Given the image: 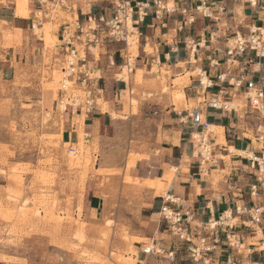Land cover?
<instances>
[{"label":"rangeland","instance_id":"rangeland-1","mask_svg":"<svg viewBox=\"0 0 264 264\" xmlns=\"http://www.w3.org/2000/svg\"><path fill=\"white\" fill-rule=\"evenodd\" d=\"M112 1H104L103 7L111 9ZM227 4L231 13L223 18L234 17L237 30L248 34L246 26L254 21L259 24L260 14L254 15L243 0H228ZM56 5L52 6L54 20L70 24L77 20L63 14L68 3L59 0ZM94 10L98 11L97 7ZM246 16H253V21ZM221 25L216 44L225 48L226 37L232 34L226 35L229 26L225 20ZM198 27L200 30L201 25ZM46 29L52 37L49 44ZM35 32L37 38L43 37L51 56L30 72L18 69L12 80L0 78V264H140L136 246L152 248L153 244L132 234L143 224L144 191L155 189V194L165 196L169 186L152 181L148 174H138L136 166L139 161L150 163L151 150L162 142L177 141L179 123L190 126L185 117L206 105L208 95L200 90L198 77L202 67L183 61L177 67L152 66L135 75L123 67L115 78L124 79L129 73L128 87H110L115 98L102 96L99 100L102 112H106L105 123L85 141L82 129L86 113L75 114L74 124L80 126L83 140L72 146L63 137L72 114L69 117L58 106L66 55L60 57L57 48L63 43L52 35L50 25L43 30L37 27ZM147 44L145 55L152 57L156 49L150 41ZM77 49L83 55L84 47L77 45ZM142 50L141 38L128 48L133 69ZM116 62L123 64V58ZM192 83L199 87L194 95L186 89ZM70 92L83 94L78 84L71 85ZM252 111L246 123L255 129L249 135L260 148L264 142L257 141V129L262 134L264 122L258 118L262 114ZM89 190L101 198L98 211L88 204ZM170 237V249H175L176 240ZM147 258L144 264H166L160 258ZM180 262L190 264L185 256Z\"/></svg>","mask_w":264,"mask_h":264},{"label":"crops","instance_id":"crops-1","mask_svg":"<svg viewBox=\"0 0 264 264\" xmlns=\"http://www.w3.org/2000/svg\"><path fill=\"white\" fill-rule=\"evenodd\" d=\"M104 1L106 0H61L62 4L68 3L65 8H62L63 14L71 19L77 17V20L70 24L67 20L56 21L52 16L54 12L52 6L57 7L56 3L59 0H44L42 2L32 0L31 4L28 5L26 17L16 15L15 0H9L6 3L0 0L1 80H12L20 68L30 72L32 68L41 67L44 65L46 58L51 56L45 47L43 37H36L33 26L43 30L44 26L50 25L53 30L52 35L57 37L60 43H63L61 35L67 25H74L78 20L80 23L85 24L86 17L89 14L110 11V7L107 9L103 7ZM93 7H97L98 11H93ZM229 13L231 11L228 6V12L225 15ZM246 17V19L252 21L254 19L253 16ZM224 20L226 25L229 26L226 35L227 33L229 35L233 34L236 31L235 28L237 29L236 24L234 25L232 22L234 17H230L228 20L220 18L218 22H214L198 16L192 30L182 33L176 31L177 23L174 18L169 19L165 24H160L148 18L137 29L141 35L143 50L148 45L147 42L150 41L156 49V54L149 57L142 50L141 58H136L132 74L135 75L138 70L143 71L152 68V66L170 68L184 64L183 61H189L188 63L194 62L200 65L211 78L224 73L237 76L239 74L237 64L235 66L226 65L223 62L226 59L224 55L225 48L223 45L217 46L216 44L221 37V24ZM229 22L231 25H229ZM255 23L256 21L253 22V24ZM199 25H201L200 30H198ZM206 35L208 37L205 39ZM169 36H173L171 41L168 40ZM138 41H140L139 38ZM102 42L94 46L93 53L88 52L85 45L80 42L76 46L84 47L83 55L80 52L79 54L81 58L85 59L86 69L91 73H98L101 78L100 81L93 82L94 88L102 89L103 87L105 89H102L100 98L103 99L105 96L106 99L113 100L115 95L111 93L110 87L113 89H117L119 85L128 87L127 79L117 81L115 76L118 71L122 73L129 51L126 50L125 46L119 49L122 44L109 41ZM192 42L198 45L194 52ZM63 45L57 48L60 57L65 55ZM97 50L98 52H96ZM192 56L194 57L193 62ZM118 57L123 58V64H117ZM213 59H220L222 61L221 66L212 67L210 61ZM241 66L243 65L241 64ZM261 74L264 77V65ZM212 83L214 86L206 91L208 100L213 99L217 103L232 104L231 107L217 109L207 108L204 105L205 108L203 109L205 122L212 127L213 131L211 134V148H213L215 156L221 160L215 165H208L209 170L205 174L193 154L195 149L191 143V125L186 126L180 122L179 139L175 142H162L157 149L151 150L150 163L139 161L136 166L138 174H148L152 181H161L163 186L168 185L169 188H166L165 196L155 194V189H145L141 206V222L143 224L134 229L132 234L139 239L149 240L161 245L167 250L171 247L172 241L167 240L171 238V235L166 225L161 223L159 211L165 197L169 194L178 199V205L174 206L176 210L189 213L194 219L203 222L211 217L219 216L228 209H233L235 205L246 204L250 207L264 208V199L255 200L253 204L249 197L250 187L256 181V169L251 166L250 161L247 160L244 154H238V152H260L264 148V145L258 148L249 135L254 134L255 129H250L246 121L250 118L249 113L254 112L245 99L246 90L244 88L237 90L227 85L221 88L216 81ZM131 86H133L132 82ZM186 89L187 92L194 95L199 87L192 83V86ZM114 94H117V92L114 91ZM101 105L99 104L91 114H85L82 129L85 141L87 138L93 137L97 128L105 123L106 117L104 115L106 112H102ZM67 113L69 117H72L64 130L63 137L65 143L75 146L79 143L80 126H75L74 115H82V113ZM185 118L190 119L191 123L190 114ZM258 118L262 120V116L259 115ZM257 141L260 140L257 139ZM141 166L144 169H139ZM89 191L91 197L88 204L90 207H94L92 210L98 211L97 205L100 206L101 198L96 196L93 190ZM169 191L170 193H168ZM263 240L264 233L245 232L246 251L244 252L248 254V250H250L251 254H243L241 261L264 264V255L258 252L260 242ZM144 248V244L136 246L138 251L136 258L140 264H144L148 259L141 252ZM228 254L229 251L226 248L219 247L213 258L225 259Z\"/></svg>","mask_w":264,"mask_h":264},{"label":"built area","instance_id":"built-area-1","mask_svg":"<svg viewBox=\"0 0 264 264\" xmlns=\"http://www.w3.org/2000/svg\"><path fill=\"white\" fill-rule=\"evenodd\" d=\"M40 2L44 0H38ZM228 0H113L109 12L89 14L86 23L79 20L74 25H67L61 35L66 55L61 85L62 98L58 106L63 112H85L91 114L99 105L102 89L94 88L93 82L100 81L97 74L86 69L85 59L80 57L76 44L85 45L88 52L93 53L94 46L102 41L124 44L126 50L136 32L141 37L138 27L148 18L165 24L174 18L176 31L182 33L191 31L198 16L206 20L218 22L228 12ZM256 14H260L261 23L246 26L248 34L237 30L230 37H226L224 49L226 65L235 66L239 74H219L211 78L207 71L200 69V90L206 92L216 81L222 88L227 85L234 89L246 90L245 99L252 110L262 114L264 122V0H243ZM253 15V16H254ZM254 18V17H253ZM263 28V29H262ZM35 30V26H33ZM103 43V42H102ZM193 45V52L197 44ZM204 45V44H203ZM146 47V46H145ZM146 53V49L143 50ZM217 52V51H216ZM127 58L125 66L130 73L133 68ZM220 59L210 61L212 67L221 66ZM241 64L243 66H241ZM249 67L250 69H248ZM123 71V70H122ZM96 75V76H95ZM203 76L210 84L203 82ZM257 76V77H256ZM124 80L117 78V81ZM78 84L82 89V96L70 92V87ZM207 108H226L217 106L213 99L205 101ZM203 107L194 108L191 118V143L194 146V157L199 161L204 173H208V165H215L220 158L215 156L212 147L211 126L206 124ZM64 107V109L62 108ZM258 132V140L264 142V134ZM245 155L253 168L256 169V181L250 187L249 197L255 200L264 199V148L260 152H247ZM170 193V191L168 192ZM178 199L173 195L165 197L159 211L161 223L165 224L170 235L176 240V248L167 250L161 245L152 244L150 250L144 248L146 256L160 258L166 264H179L183 256L190 264H256L250 261L242 262L241 257L246 251L244 233H264V208L235 205L233 209L224 211L217 217H211L206 222L194 219L189 213L176 210ZM219 247L229 251L225 259H214ZM258 252L264 255V240L260 242ZM251 251L248 250L250 255Z\"/></svg>","mask_w":264,"mask_h":264},{"label":"bare ground","instance_id":"bare-ground-1","mask_svg":"<svg viewBox=\"0 0 264 264\" xmlns=\"http://www.w3.org/2000/svg\"><path fill=\"white\" fill-rule=\"evenodd\" d=\"M28 3H29V0H16V15H18V16H27V14H28V8H27V6H28ZM45 41L49 44V43H51V41H52V37H51V35H50V32H49V30H45ZM139 41H138V35L136 34L135 36H133V38H132V41H131V43L133 44V45H137V43H138ZM136 47V46H135ZM134 47V48H135ZM53 51V50H52ZM49 61V60H48ZM192 61H194V57L192 56ZM51 62V61H50ZM126 70H128L127 68H125V71ZM128 76V75H127ZM125 77V79H127L128 80V77ZM203 82L204 83H207V84H210V82L209 81H207V79H206V77H204V79H203ZM183 95V94H182ZM182 98V97H181ZM215 102V101H214ZM216 103V105L217 106H226V107H231V105L232 104H230V103H224V104H222L221 102H215ZM63 109H64V107H62ZM264 128V127H263ZM211 129H212V127H211ZM259 131H260V128L258 129ZM264 133V129H263V131H262V134ZM79 139H80V141H82L83 140V135L82 134H79ZM79 141V142H80ZM81 143V142H80ZM67 144V143H66ZM79 145V144H78ZM233 151H235V150H233ZM238 154H247L246 152H238ZM147 249L148 250H150L151 248L148 246L147 247Z\"/></svg>","mask_w":264,"mask_h":264}]
</instances>
